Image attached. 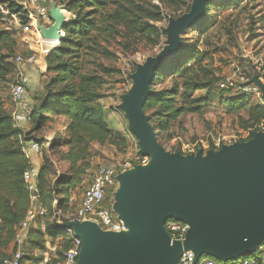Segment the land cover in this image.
Instances as JSON below:
<instances>
[{
    "label": "trees",
    "instance_id": "1",
    "mask_svg": "<svg viewBox=\"0 0 264 264\" xmlns=\"http://www.w3.org/2000/svg\"><path fill=\"white\" fill-rule=\"evenodd\" d=\"M22 1L0 0V7L25 24L27 13L20 6ZM235 1L221 0L220 3L230 6ZM212 3V0L204 3L205 17ZM64 6L66 11L63 8H59V11L70 14L72 18L62 24L63 38H60L59 45L52 48L44 58L47 80L39 96L32 99L29 116L31 129L27 133H22L14 126L5 108L4 98L7 95L4 90L13 78L15 66L11 56L16 42L11 31L0 30V251L3 252L0 259L12 249L16 229L30 207L24 174L31 170V164L22 152L23 141H29L30 135L39 132L54 119L64 120L65 132L57 143L66 149L68 172L58 176L51 187L47 167L41 163L38 171L37 201L45 210V216L29 226L24 245L26 258L35 264L43 263L42 255L47 252L46 245L49 242L61 240V262L63 253L70 248V237L66 230L54 227L56 218L53 222L49 219L55 212L73 211L74 208L68 206V199L90 170L93 145L110 146L121 154H124L123 150L127 147L125 139L108 128V115L99 104V92L104 85L102 79L96 75L83 74L82 59L98 51L109 55L106 45L121 33L127 42L125 46L129 45L128 42H137L143 38L150 40L153 37L157 41L161 35L165 36L163 30L158 31L157 27L148 22L160 21L161 15L158 11L145 8L144 0H64ZM202 24L201 21L196 27L200 28ZM201 58L196 49L182 47L169 64L153 75L150 94L142 108L151 126L157 118L161 131L166 132L179 117L202 114L208 98L191 99V96L198 91H206L208 94L218 79L206 68L200 67ZM192 62L197 65L195 69L190 66ZM103 71L109 74L108 69L103 68ZM164 73L166 76L176 75L177 78L173 76L171 79L174 87L154 90L155 82H159ZM220 102L229 113L243 112L246 115L241 123L251 129L247 139L250 140L256 134L254 127L264 122V106L255 103L251 96L245 94L230 96ZM34 251L41 256L33 257L31 253Z\"/></svg>",
    "mask_w": 264,
    "mask_h": 264
},
{
    "label": "water",
    "instance_id": "2",
    "mask_svg": "<svg viewBox=\"0 0 264 264\" xmlns=\"http://www.w3.org/2000/svg\"><path fill=\"white\" fill-rule=\"evenodd\" d=\"M206 1L193 0L188 14L171 21L167 44L131 75L132 86L119 108L140 154L149 160L115 178L111 211L124 231H103L89 221L62 223L81 241L76 264H179L184 252H191L195 263L201 256L236 263L264 245V133L208 150L204 157L201 151L169 154L158 145L142 110L154 73L178 54L179 35L201 22ZM50 13L55 21L54 7ZM63 25L44 30L43 36H58ZM249 83L264 102V86L256 76ZM167 220L188 225L183 241L170 240L164 229Z\"/></svg>",
    "mask_w": 264,
    "mask_h": 264
},
{
    "label": "rangeland",
    "instance_id": "3",
    "mask_svg": "<svg viewBox=\"0 0 264 264\" xmlns=\"http://www.w3.org/2000/svg\"><path fill=\"white\" fill-rule=\"evenodd\" d=\"M24 1H26V6H23ZM24 1L20 3V6L27 13L25 24L20 23L17 16L9 15L5 8L0 7V30L11 31L16 42L11 60L18 55L24 58L32 55L45 57L50 47L54 48L59 45V38H63V35L60 31L58 36L44 37L43 31L50 32L56 25H62L59 21L62 16L68 18L63 24L71 18L66 13L59 11L61 10L59 8L66 11L64 0H36L37 4L43 7L47 17L40 21H37V16L32 12L29 0ZM192 1L144 0L145 8L158 11L161 15L160 21L148 22L157 27L158 31L163 30L165 36L161 35L157 41L153 37L150 40L143 38L137 42H128L129 45L125 46L127 42L121 33L119 37L106 45L109 55L98 51L82 59L81 72L87 75H96L102 79L104 85L99 92L101 98L99 104L108 115L106 119L108 128L123 137L127 147L123 150L124 154H121L110 146L93 145V156L89 162L90 170L87 171L84 181L70 194L68 199V206L73 207V211L70 213L58 211L55 213L56 215L53 214L50 219L48 218L50 222H53L55 218L62 223L72 220L79 207L82 194L90 184L98 167L118 164L129 158L130 155L133 157L135 150L140 149L137 138L129 130L124 113L119 108L121 98L132 86L131 75L148 58L155 57L164 48L167 44L166 30L170 22L188 14ZM220 1L212 0L210 11L206 17L204 14L201 20L203 24L200 28L195 26L179 35L180 49L182 47L196 49L202 57L200 67L206 68L218 80L214 89L208 94L206 91H198L191 96V99L208 98V104L203 107L201 115L181 116L166 132L161 131L160 121L157 118L153 121L152 126L150 125L158 145L169 154L187 156L195 155L201 151L204 157L208 151L207 145H211L213 141L220 140L221 146H232L245 142L251 132V129L245 128L241 123V119L246 118L243 112L231 114L220 102L221 99L234 95H229L230 92H221L217 85L220 81L229 80L238 86L241 84L242 78L250 81L256 76L257 81L264 86V0H236L230 6L220 3ZM51 7L56 10V21L51 17ZM30 12L33 17L30 16ZM51 41H54L55 44ZM37 64L42 68L41 60ZM190 66L194 69L197 67L194 62ZM103 68L108 69L109 74L103 71ZM37 69L38 71L43 70L39 67ZM173 76L176 77L175 74L166 76L164 73L163 78L159 82H155L154 90L173 88L171 80ZM46 80H43V84ZM177 82L180 81L177 79ZM249 85L255 86L253 83H249ZM5 86L4 93L8 98V85ZM38 94L40 93H33L31 98L33 99ZM259 98L252 97L255 103L264 106L261 104H264L261 94ZM61 120L56 118L39 132L29 136V141H37L38 156L41 158V163L47 167L48 182L51 187L58 176L65 175L69 170V165L65 160L66 149L59 147L57 143L65 132L64 121ZM254 129L256 134L264 133V124L255 126ZM222 137H226L228 141H224ZM189 151L193 152L189 153ZM134 163L135 166H139L136 162ZM98 227L101 229L99 225ZM60 242L61 240L58 239L54 243H47V252L42 255L44 258L42 264H47V262L48 264H61ZM2 253L0 251V257L3 255ZM31 255L33 257L41 256L37 251L32 252Z\"/></svg>",
    "mask_w": 264,
    "mask_h": 264
},
{
    "label": "built area",
    "instance_id": "4",
    "mask_svg": "<svg viewBox=\"0 0 264 264\" xmlns=\"http://www.w3.org/2000/svg\"><path fill=\"white\" fill-rule=\"evenodd\" d=\"M25 2L26 1L23 2V6H26ZM29 4L32 12L37 16V21L47 18L43 7L39 6L36 0H29ZM30 16L33 17L31 12ZM38 58L39 56L36 57L35 55L29 56L28 58L18 55L14 58L15 69L13 78L7 87L8 98L13 105L10 117L14 123H17L19 120L29 121L31 107L27 101L26 86L28 84V79L25 72L26 66L37 65ZM241 80L242 82L238 86L229 80L220 81L217 86L220 90L229 91L230 95L245 94L254 99H260L258 88L253 85L250 86L248 84L249 80L246 78H242ZM261 104L264 105L263 103ZM262 124H264V122L260 125ZM222 139L228 141L226 137H222ZM220 147L221 141L216 140L213 141L211 145H207L206 149L218 150ZM135 151L133 157L130 155L129 158L122 160L118 164L100 166L96 169L90 184L82 194L78 210L72 217V222H93L99 225L101 230L114 233L125 230L123 224L112 213L111 204L113 201V192L116 187V176L133 168L135 166L133 162H136L139 166H145L148 163V157L141 155L138 149ZM22 152L26 157L30 154H39V146L35 142H30L26 145L23 143ZM192 152L193 151H189V153ZM37 176L38 173L33 172L32 169L24 174V181L30 197V207L27 210L24 220L16 229L12 249L4 258L0 259V264H35L26 258L27 255L24 245L27 239L29 226L35 224L38 219L44 218L45 216V210L39 206L37 201ZM54 227L56 229H63L62 222L57 219L54 222ZM164 229L171 241H183L188 230V225L176 220H167L164 224ZM66 232L70 237V248L63 253L61 264H76L81 241L74 237L70 230H66ZM179 264L219 263L205 256H201L195 263L193 254L191 252H184L179 259ZM234 264H264V245L259 247L255 257L241 259Z\"/></svg>",
    "mask_w": 264,
    "mask_h": 264
},
{
    "label": "crops",
    "instance_id": "5",
    "mask_svg": "<svg viewBox=\"0 0 264 264\" xmlns=\"http://www.w3.org/2000/svg\"><path fill=\"white\" fill-rule=\"evenodd\" d=\"M56 11V10H55ZM68 14V13H66ZM71 18L72 16L70 14H68ZM69 18V20L71 19ZM68 18H65V21H67ZM56 21V20H55ZM44 40V37H43ZM60 40V38H59ZM46 41V40H45ZM53 47H50L47 50V53H49L52 50ZM44 58L45 57H41L39 56V58L37 59V62L41 60V64L43 65L42 68L40 66H34V65H30V66H26V77L28 79V84L26 86V92H27V101L30 105V107L32 106V94L33 93H40L42 91V86H43V80L46 79V76L42 74H45L46 72V66H45V62H44ZM43 69L38 71L37 68ZM42 71V72H41ZM4 104H5V108L6 110L11 113V111L13 110V105L10 102L9 98H4ZM61 121H64L63 119ZM14 126L16 128H18L22 133H27L30 129H31V124L29 121H25V120H19L17 123H14ZM30 142H34V141H23V143L29 144ZM30 161L31 164V169L33 172L38 173L40 167H41V158L38 156V154H30L27 157Z\"/></svg>",
    "mask_w": 264,
    "mask_h": 264
},
{
    "label": "bare ground",
    "instance_id": "6",
    "mask_svg": "<svg viewBox=\"0 0 264 264\" xmlns=\"http://www.w3.org/2000/svg\"><path fill=\"white\" fill-rule=\"evenodd\" d=\"M65 18H66V17H65ZM65 18H64V16H62V17L59 18L60 24H63V22H65ZM51 42L54 43V41H51ZM54 44H55V43H54Z\"/></svg>",
    "mask_w": 264,
    "mask_h": 264
}]
</instances>
